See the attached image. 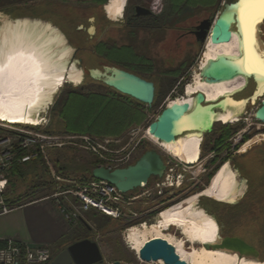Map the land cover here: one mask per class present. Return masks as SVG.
Masks as SVG:
<instances>
[{"label": "rangeland", "instance_id": "374dc122", "mask_svg": "<svg viewBox=\"0 0 264 264\" xmlns=\"http://www.w3.org/2000/svg\"><path fill=\"white\" fill-rule=\"evenodd\" d=\"M107 1L0 0V19L8 20L0 28L3 29V38H13L17 34H36L60 53L67 48L70 53L66 57L61 56L59 66L62 62L68 63L76 74L79 69L82 72L78 63H81L83 70L117 66L153 81L156 88L152 104L146 105L89 76L83 78V72L80 79L77 74V82L62 83L50 100L49 108L43 113V125L37 131L66 136L62 140L65 144L46 149L51 167L41 154L20 164L29 173L24 178L12 179L8 183L2 194L4 204L9 207L4 197L10 195L14 198H10L9 204L16 198L24 201L36 196L52 195L64 206L65 198H70V194L59 192L71 189L72 186L69 185L76 182L75 178L87 175V169L107 163L95 151L87 148V142L80 136H86L102 145L104 139H110L111 142L106 146L120 152H106L104 155L108 158L126 157L127 162L119 167L134 163L148 149L160 152L167 167L162 177L152 176L146 187L129 193L136 196L145 192L130 206V210L137 213L131 221H107L98 216L96 211L81 212L82 221L78 223L79 229L73 235L76 238L91 237L100 243L103 261L97 264H110L115 259L130 264H157L139 259L129 250L124 241V230L133 224L154 223L162 210L177 202L185 204L189 209L206 211L221 227L222 236L242 239L264 258V142H255L247 152H240L241 144L264 132V126L253 117L262 97L248 104L241 117L228 118L230 123L214 122L212 131L203 136L201 161L196 165H183L164 154L158 144L146 138L145 131L166 104L182 96L184 85L190 80L194 67L200 60L201 49L193 39L176 38L175 34L166 35L163 29L156 27L159 25L158 17L162 14L165 0L158 14H153L152 18L137 19L133 18L132 12L131 15L127 14L132 2L127 0V15L124 19L117 17L119 20H111L106 15L104 3ZM222 1L213 0L211 11L205 12V17L214 18L217 10L222 8ZM133 2L138 5L149 4L150 0ZM192 11L198 12L197 9ZM92 17L94 20H91ZM169 21L165 19V24L170 25ZM90 28H94V31L91 32ZM260 35L264 41V21ZM253 90L254 84L250 81L236 96L246 98ZM70 94L82 96L93 103L92 108L91 103L79 108L77 121L75 115L72 116L69 105H65ZM101 102L106 107L102 112V119L95 122L98 124H83L86 117L95 115L94 103ZM64 106L67 108L68 125L84 127L85 131H69L67 126L65 128L60 113ZM223 124L230 125L235 131L216 145V140L225 133L221 130ZM90 162L93 164L90 165ZM225 163H228L230 169L226 196L223 201L208 198L203 189L212 174ZM32 166L33 171L30 172ZM165 180V186H155L156 182ZM149 187H152L151 190ZM12 190L14 194H11Z\"/></svg>", "mask_w": 264, "mask_h": 264}, {"label": "bare ground", "instance_id": "6f19581e", "mask_svg": "<svg viewBox=\"0 0 264 264\" xmlns=\"http://www.w3.org/2000/svg\"><path fill=\"white\" fill-rule=\"evenodd\" d=\"M125 2L126 0H108L105 3L107 16L113 20L122 17ZM240 7L241 1L229 13L231 16L228 20L236 27L230 29L227 38L214 40L209 34L200 60L194 67L190 80L184 85L182 96L173 99L169 106H177L182 113H187L193 107L195 94L200 92L208 102L223 99L222 105L214 110L212 117L215 122L241 116L250 101L236 95L252 81L247 80V74H253L256 78V84L252 81L254 89L257 87L252 102L258 94H264V74L249 68L250 49L258 59L264 60V41L260 35L264 18H258L252 25L254 32L250 36L241 21ZM0 20L2 28L8 20ZM90 31L93 32L94 28H90ZM2 32L3 29H0V119L41 126L43 113L49 108L50 100L62 83L77 82L78 76L70 64L62 62L59 66L61 56L66 57L70 51L66 48L60 53L36 34H17L5 39ZM219 55L234 57L236 66L246 75L237 74L231 79L208 81L202 71L209 61L217 59ZM145 136L158 144L164 154L183 165L192 167L201 161L204 135L193 133L172 145L154 138L149 127ZM258 141L264 142V132L241 144L240 152H247ZM229 173L228 163L221 165L213 173L203 189L208 198L224 200ZM165 182L166 180L163 181V186ZM154 237L165 239L171 244L176 257L185 264H264V258H259L257 252L244 241L222 236L219 226L206 211L189 209L181 202L162 210L152 224H133L124 230L125 244L139 259L140 249ZM149 262L165 264L159 257Z\"/></svg>", "mask_w": 264, "mask_h": 264}, {"label": "water", "instance_id": "95a60500", "mask_svg": "<svg viewBox=\"0 0 264 264\" xmlns=\"http://www.w3.org/2000/svg\"><path fill=\"white\" fill-rule=\"evenodd\" d=\"M240 1H224L220 12L214 18H207L203 24L197 27L202 33L199 40L203 46L209 34L214 40H222L228 37L230 29L236 27L235 24L232 23V25L229 22L228 18L231 16L229 13L236 8ZM135 8L137 15L150 13L147 8L141 5H137ZM91 20H94V17ZM235 62L236 60L232 56L219 55L217 59L209 61L202 73L210 82L231 79L237 74H245L238 69ZM85 72L93 80L100 81L107 87L140 103L151 105L154 100L155 83L135 72L117 66L89 68ZM246 77L247 80L250 79L256 84V78L253 74H247ZM256 88L251 95L245 98L250 103H252ZM259 97L262 98L253 117L264 125V95L258 94L256 99ZM222 102L223 99L205 101L204 95L198 92L194 96L192 109L187 113H182L177 106L166 104L148 125L151 129V135L158 141L170 145L193 133L203 136L212 131L215 122L212 117L214 110L220 107ZM166 167L161 153L156 149H148L132 164L115 168L98 165L92 168L91 175L94 179L104 180L115 186L121 193H130L135 189L144 187L150 177H162ZM140 257L146 262L159 257L165 264H185L176 257L174 247L159 237L151 238L143 245L140 249ZM102 261L103 256L98 242L90 238H82L60 250L50 264H97ZM111 264L130 263L115 259Z\"/></svg>", "mask_w": 264, "mask_h": 264}, {"label": "built area", "instance_id": "2783aa9c", "mask_svg": "<svg viewBox=\"0 0 264 264\" xmlns=\"http://www.w3.org/2000/svg\"><path fill=\"white\" fill-rule=\"evenodd\" d=\"M163 1L150 0V11L153 14H158L162 10ZM126 3L127 0L124 7H126ZM43 120L42 116L40 122L43 123ZM41 126L13 123L0 119V214L8 212L11 208L4 204L2 194L8 186V175L12 167L30 161L40 154L44 159H47L46 149L48 147L65 144L62 140L66 139V136L40 133L37 129ZM80 138L87 142V148L92 149L107 161L103 166L115 168V166L119 167L127 162L126 157L111 156L108 158L104 155L106 152L109 154L120 152V150H113L106 146L111 142L110 139H104L102 145L86 136H80ZM47 160V164L50 166V161ZM162 183L156 182L155 186H163ZM72 185L71 189L59 192V194H70V198H65L64 206L60 204L61 211L69 221L78 219L81 212L90 210L113 220L131 221L137 216L135 211L130 210L131 204L145 194L143 192L131 196L129 193H121L115 186L98 179L84 183L73 182ZM151 188L149 187L150 190ZM0 241V264H50L54 258L52 248L47 245L32 246L18 242L11 237H4Z\"/></svg>", "mask_w": 264, "mask_h": 264}, {"label": "crops", "instance_id": "0c3cea01", "mask_svg": "<svg viewBox=\"0 0 264 264\" xmlns=\"http://www.w3.org/2000/svg\"><path fill=\"white\" fill-rule=\"evenodd\" d=\"M212 3L213 0H165L162 14L158 17L159 25L156 27L163 29L166 35L175 34L176 38H181L184 27L195 25L198 20L208 18L205 17V12L211 11ZM136 4L133 0L129 4L128 15L133 13ZM193 9H197L198 12L195 13ZM220 10H217V14ZM127 11L125 10L121 18L126 17ZM185 14L188 16H184ZM165 19L170 20V25L165 24ZM21 203V205L10 208L8 212L0 214V239L11 237L18 242L32 246L47 245L52 248L54 254L70 243L82 239L73 235L79 229L78 223L82 221V214L78 219L69 221L61 211L59 201L52 195L36 196ZM89 212L95 211L90 210ZM98 216L107 221L113 220L100 213Z\"/></svg>", "mask_w": 264, "mask_h": 264}, {"label": "trees", "instance_id": "16d2710c", "mask_svg": "<svg viewBox=\"0 0 264 264\" xmlns=\"http://www.w3.org/2000/svg\"><path fill=\"white\" fill-rule=\"evenodd\" d=\"M105 4V3H104ZM250 83V82H249ZM128 97V96H127ZM130 98V97H129ZM91 101L92 100H85V99H83L82 98V96H74L73 94H70L69 96H68V99H67V101H66V103H65V105L67 106V105H69V107H70V110H71V112H72V116L73 115H75V120L77 121V118H78V111H79V108L81 107V106H83V105H85V106H89L90 105V103H91ZM66 106H64L63 108L64 109H61V115H62V117H63V120H64V122H65V128H66V126H67V129L69 130V131H79V132H83V131H85V128L84 127H71V126H69L68 125V123L66 122V111L67 110H65V109H67L66 108ZM91 108L93 107V103H91ZM105 103L104 104H102V102L101 103H94V108L96 109V113H95V115L93 116V117H90V116H88V117H86L85 118V121H83L84 123L83 124H85L86 122V124H95V125H97L98 123H95V122H97V121H99L100 119H102L101 117H103V115H102V112H103V110H105ZM115 112V110H113L112 111V113H114ZM109 116V115H108ZM239 117H241V116H238V117H230L231 119H234V118H239ZM217 122H224V123H230V121H228V119L227 118H223V119H221V120H219V121H217ZM221 130L223 131V132H225L224 134H223V136H222V138H219V139H217L216 140V145L217 144H220L221 142H223L224 140H226L232 133H234V131L235 130H233L232 128H231V126L230 125H227V124H223L222 126H221ZM146 151V150H145ZM34 161V160H33ZM89 164V163H88ZM93 163H91L90 162V165H92ZM92 168H94V167H91V169H87L86 171H88V173H87V175H85V176H81V177H79V178H75L74 180L76 181V182H78V183H84V182H88V181H91V180H93L94 178L92 177V175H91V170H92ZM30 170V172H32L33 171V166L29 169ZM39 170V169H38ZM82 171V170H81ZM29 172H27V168H24L22 165H20V164H16V165H14L13 167H12V169H11V172L9 173V176H8V183L12 180V179H21V177L22 178H24L27 174H28ZM80 173V172H79ZM13 175H14V177H13ZM213 175V174H212ZM69 186H73L72 184H70ZM11 194H14V192H13V190H12V193ZM10 198H14V197H12V195H10V196H8V197H4V200H5V202L9 205V207H15V206H18V205H21L22 203V201H19L17 198L16 199H13V203L12 204H9V200H10ZM12 200V199H11ZM211 214V213H210ZM215 216V215H214ZM220 224V223H219ZM221 228V227H220ZM236 237V236H235ZM236 238H238V237H236ZM240 239V238H239ZM240 240H242V239H240ZM243 241V240H242ZM245 242V241H244ZM246 244H248L247 242H245ZM249 246H251L253 249H254V247L252 246V245H250V244H248ZM255 250V249H254Z\"/></svg>", "mask_w": 264, "mask_h": 264}, {"label": "snow or ice", "instance_id": "6c2138e0", "mask_svg": "<svg viewBox=\"0 0 264 264\" xmlns=\"http://www.w3.org/2000/svg\"><path fill=\"white\" fill-rule=\"evenodd\" d=\"M239 11L241 21L251 36L254 32L252 25L258 18H264V0H241ZM249 68L264 74V60L258 59L251 49L249 50Z\"/></svg>", "mask_w": 264, "mask_h": 264}, {"label": "flooded vegetation", "instance_id": "af4514ba", "mask_svg": "<svg viewBox=\"0 0 264 264\" xmlns=\"http://www.w3.org/2000/svg\"><path fill=\"white\" fill-rule=\"evenodd\" d=\"M138 4H136L135 5V7L137 6ZM141 6H143V7H145V8H147L149 11H150V9H149V4L147 3V4H140ZM134 7V11H133V18H152L153 17V13L150 11V13L149 14H147V15H137L136 14V8ZM104 11H105V13H106V15L108 14L107 13V10L105 9V5H104ZM123 16V15H122ZM207 18H203V19H200V20H198L196 23H195V25H192V26H189V27H184V33H183V35H182V37L181 38H189L190 40L191 39H193L194 41H195V43L197 44V46L201 49V51H202V49H203V44L200 42V38L202 37V33L199 31V29H197V27L198 26H200L201 24H203L204 22H205V20H206ZM78 65L81 67V69H82V72H83V78L85 77V76H88L87 75V73L85 72V70H83V67L81 66V63H78ZM79 69V68H78ZM77 72V74H78V76H79V79L81 78V74H82V72H81V70L79 69V70H77L76 71ZM156 213V211H154L153 212V214H155ZM89 238V237H88ZM90 239H92L93 240V238H91L90 237ZM53 254H54V252H53ZM55 255L56 254H54V257H55ZM260 256V255H259ZM260 258H262L261 256H260Z\"/></svg>", "mask_w": 264, "mask_h": 264}]
</instances>
